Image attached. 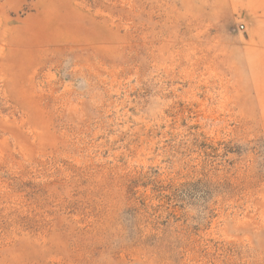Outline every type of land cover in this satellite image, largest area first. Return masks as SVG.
Masks as SVG:
<instances>
[{"label":"rangeland","instance_id":"374dc122","mask_svg":"<svg viewBox=\"0 0 264 264\" xmlns=\"http://www.w3.org/2000/svg\"><path fill=\"white\" fill-rule=\"evenodd\" d=\"M0 264H264V0H0Z\"/></svg>","mask_w":264,"mask_h":264}]
</instances>
